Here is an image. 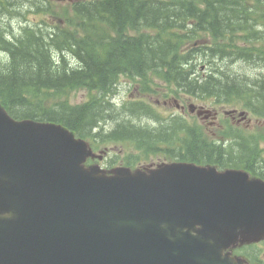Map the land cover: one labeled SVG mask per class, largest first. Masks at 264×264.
I'll use <instances>...</instances> for the list:
<instances>
[{
  "label": "trees",
  "instance_id": "obj_1",
  "mask_svg": "<svg viewBox=\"0 0 264 264\" xmlns=\"http://www.w3.org/2000/svg\"><path fill=\"white\" fill-rule=\"evenodd\" d=\"M28 5L48 18L9 33L3 20L22 16ZM71 12L61 27L48 22L45 0H0V103L11 117L57 123L88 141L130 144L137 161L161 153L249 169L264 180V154L236 129L228 141L209 142L181 116L164 120L144 102H111L120 77L156 79L176 95L242 104L264 117V75L231 71L238 62L264 65V0H78ZM79 90L88 100L70 104ZM144 117L156 127L137 122ZM110 119L115 126L103 133Z\"/></svg>",
  "mask_w": 264,
  "mask_h": 264
},
{
  "label": "water",
  "instance_id": "obj_2",
  "mask_svg": "<svg viewBox=\"0 0 264 264\" xmlns=\"http://www.w3.org/2000/svg\"><path fill=\"white\" fill-rule=\"evenodd\" d=\"M94 156L0 105V264H244L222 252L264 237V182L241 170L105 171Z\"/></svg>",
  "mask_w": 264,
  "mask_h": 264
},
{
  "label": "rangeland",
  "instance_id": "obj_3",
  "mask_svg": "<svg viewBox=\"0 0 264 264\" xmlns=\"http://www.w3.org/2000/svg\"><path fill=\"white\" fill-rule=\"evenodd\" d=\"M43 1V0H42ZM47 2V8L50 12V15L53 17H49L48 22L51 25H59L63 27L66 23L65 20L69 16L72 15L71 12V5L78 0H45ZM48 18V15L41 14L36 9H33V6L28 5L26 9L22 10V16H18L17 18L8 20L5 18L3 21H7V30L9 33L17 34L19 30V23L23 24L25 21L31 23H38L40 21H45ZM203 43L209 42L207 38H203ZM198 44V42H196ZM201 44V43H199ZM237 45H241L238 43ZM232 70L235 74L239 76L248 77L249 79H253L256 76L264 75V65L263 67L260 66H250L247 63L238 62L231 66ZM200 74H205L208 72V69L205 65L201 64L199 67ZM118 85V96L114 99L117 104L125 103L127 101L134 102V101H143L148 103L154 110V114H158L160 118H167L173 115H182L186 121L188 122L189 126L194 128L195 131L202 135V138L205 140L211 141H221L225 142L226 140L231 139V135L229 132L233 130H237L240 132L243 137L247 139H255L258 147V152L261 154L264 153V117L253 116L252 114H248V119L243 121V124L237 125L235 121H231L227 116L222 114L223 111H229L233 109V106L228 104H218L213 102V100H209L207 98L200 99L195 97H187L181 94H174L171 92L169 86L165 83L158 81L156 79H149L144 80L142 82L132 81L127 77H120ZM147 85V86H146ZM145 90V92H144ZM89 98V94L84 90H79L72 92L68 99L69 103L72 105H80L85 103ZM179 106H183V110L175 108V103ZM191 101L192 103L200 106H206L211 108H216L219 111L217 122L221 124L223 127L222 129H218L217 127H210L208 126V122H203L199 118L196 117L195 114H190L187 110V106ZM240 108H244L242 104H238ZM221 111V112H220ZM237 111H241L237 109ZM124 117L119 118V120L123 119ZM146 120V119H145ZM151 120V119H148ZM147 121V120H146ZM138 122V120H137ZM140 122V121H139ZM141 122L146 123L144 120ZM116 121L110 119L106 123L102 124L103 126V133L108 132L115 126ZM233 125L239 126L235 128ZM236 126V127H237ZM229 133V134H228ZM228 134V135H227ZM100 146L96 148V154L99 156V159L92 160V164H98L104 169H112L116 167L123 166L125 163H128L127 158L132 154L133 151L130 147H126L120 143H97ZM93 147V146H92ZM136 156L137 154H132ZM135 160V159H133ZM113 161V162H112ZM141 162L143 160H140ZM171 159L168 156L163 154H158L156 156L149 157L146 162H132V166L135 167H145L146 169H153L157 166L170 162Z\"/></svg>",
  "mask_w": 264,
  "mask_h": 264
},
{
  "label": "flooded vegetation",
  "instance_id": "obj_4",
  "mask_svg": "<svg viewBox=\"0 0 264 264\" xmlns=\"http://www.w3.org/2000/svg\"><path fill=\"white\" fill-rule=\"evenodd\" d=\"M189 102V101H187ZM175 103V102H174ZM175 108L182 110L183 106H179L175 104ZM211 118L207 120H203V122L207 121L209 126L217 127L218 129H222V125L218 124L217 119L219 115V111L215 108H211ZM231 113H226L225 115L231 120L235 121L237 125L243 124V121L247 120L249 122L250 119H244L239 115L240 112L236 110H232ZM221 112V111H220ZM223 113V112H222ZM230 256L239 258L246 262L247 264H264V238L259 242H255L252 244H238L237 246L230 248L228 252Z\"/></svg>",
  "mask_w": 264,
  "mask_h": 264
}]
</instances>
